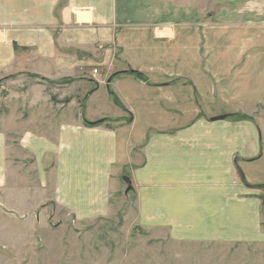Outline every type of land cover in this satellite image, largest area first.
I'll return each instance as SVG.
<instances>
[{
    "label": "crops",
    "instance_id": "obj_1",
    "mask_svg": "<svg viewBox=\"0 0 264 264\" xmlns=\"http://www.w3.org/2000/svg\"><path fill=\"white\" fill-rule=\"evenodd\" d=\"M260 24L264 0H0V206L82 224L128 178L172 261L264 242ZM245 102L254 121H212Z\"/></svg>",
    "mask_w": 264,
    "mask_h": 264
},
{
    "label": "rangeland",
    "instance_id": "obj_2",
    "mask_svg": "<svg viewBox=\"0 0 264 264\" xmlns=\"http://www.w3.org/2000/svg\"><path fill=\"white\" fill-rule=\"evenodd\" d=\"M216 9L213 7V12ZM258 27V35L254 34V38L257 37L260 45V74L264 75V24ZM231 38L250 41L251 34ZM231 53L228 52L229 55ZM239 53L240 56L242 53L251 54L250 51ZM214 54L219 56L221 52L213 50ZM228 68L242 70L244 74L251 71L249 67ZM260 88L264 92L262 81ZM247 104L245 102L239 107L242 111L228 114L224 119L231 122L254 121L251 106ZM259 113L264 116V103L260 105ZM72 117L75 116H69ZM120 186L110 191L111 214L82 224L75 222L71 214L54 203L48 202L45 207L26 212L12 210L11 204L4 202L10 208L0 206V264H179L178 260L168 259L171 244L165 241L159 245L150 241L155 235H166L165 229L147 230L140 227L133 217L129 219L127 209L133 198L126 197L129 192L124 190L126 183L123 179ZM1 198L10 201L11 194H4ZM158 246H163V250ZM192 253L199 257L200 260L196 258V261L200 264L208 263V256L210 264H264V242L230 244L226 248L200 246Z\"/></svg>",
    "mask_w": 264,
    "mask_h": 264
},
{
    "label": "water",
    "instance_id": "obj_3",
    "mask_svg": "<svg viewBox=\"0 0 264 264\" xmlns=\"http://www.w3.org/2000/svg\"><path fill=\"white\" fill-rule=\"evenodd\" d=\"M225 118V116H220V117H216L213 118L212 121H220L223 120ZM102 121L96 122V123H101ZM123 180L125 181V183L127 184L128 188H127V192L131 191V184L128 178H123Z\"/></svg>",
    "mask_w": 264,
    "mask_h": 264
},
{
    "label": "trees",
    "instance_id": "obj_4",
    "mask_svg": "<svg viewBox=\"0 0 264 264\" xmlns=\"http://www.w3.org/2000/svg\"><path fill=\"white\" fill-rule=\"evenodd\" d=\"M131 73H132L133 75L137 76L139 79L144 80V77H143L142 74H140L139 72L131 71ZM114 101H115L116 104H119V102H118L116 99H114Z\"/></svg>",
    "mask_w": 264,
    "mask_h": 264
},
{
    "label": "built area",
    "instance_id": "obj_5",
    "mask_svg": "<svg viewBox=\"0 0 264 264\" xmlns=\"http://www.w3.org/2000/svg\"><path fill=\"white\" fill-rule=\"evenodd\" d=\"M97 73H98L97 69H94L93 74H97Z\"/></svg>",
    "mask_w": 264,
    "mask_h": 264
}]
</instances>
